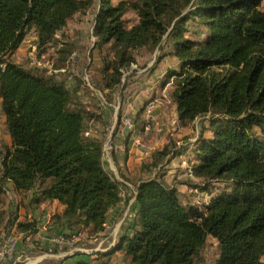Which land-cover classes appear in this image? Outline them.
<instances>
[{
    "label": "trees",
    "instance_id": "obj_1",
    "mask_svg": "<svg viewBox=\"0 0 264 264\" xmlns=\"http://www.w3.org/2000/svg\"><path fill=\"white\" fill-rule=\"evenodd\" d=\"M262 2L98 0L93 34L113 52L112 59L104 58V88L124 86V72L137 62L138 52H157L155 63L178 59L160 88L173 79L171 97L182 125L203 119L181 174H187L183 183L189 189L210 199L185 202L166 181V166L183 153L176 144L153 150L141 165L133 221L106 250L94 252L101 260L95 264H105L118 251L124 252L123 264H198L210 237L218 242L214 264H264ZM92 5L93 0H0V98L11 136L0 185L11 183L30 196L27 208L47 200L64 205L48 227L70 239L86 229L93 235L105 232L124 185L106 169L105 139L89 133L93 114L75 98L68 76L41 73L13 55L32 30L44 49L75 14ZM130 11L138 16L132 25L125 17ZM144 109L128 136L144 132ZM19 216L0 210V247L15 237L14 229L23 240L39 232L37 218Z\"/></svg>",
    "mask_w": 264,
    "mask_h": 264
},
{
    "label": "rangeland",
    "instance_id": "obj_2",
    "mask_svg": "<svg viewBox=\"0 0 264 264\" xmlns=\"http://www.w3.org/2000/svg\"><path fill=\"white\" fill-rule=\"evenodd\" d=\"M97 5L98 0H93V5L86 12L75 14L68 24L58 32L54 41L44 49L38 47L37 35L34 30L30 31L20 48L15 52L13 59L28 68L36 69L47 75L53 73H61V77L64 74L67 75L70 88L77 89L75 98L93 114V117L88 121L89 133L104 137L105 143L114 136L113 131L116 127L122 129V131L124 130L122 117H119L120 110L123 111V114L131 112L137 113L143 105L154 101L155 104L153 107L158 105L154 112L157 122L155 123L156 125L154 124L156 126L155 128H163V132L165 131L171 139L170 143L176 144L177 149L183 152L181 155L175 157L166 168V181L170 185L178 188L180 196L185 202H193L196 198V190L188 189L187 185L183 183L186 178L181 174V171L190 162L188 155L191 147L189 143L192 141L189 137H196V134L200 131V121L203 119H199L196 123L188 126L178 125L176 122L175 105L171 97L173 79L167 85L166 96L160 88L164 74L168 69L178 66V59L175 57H166L160 63H155L157 52L154 54H150L147 51L138 52L137 62L132 65L130 71L124 72V86H119L113 91L104 88L101 70L104 58L112 59L113 52L109 45L100 46L98 44V37L93 34V20ZM261 8L264 9V0ZM125 17L129 25L136 23L138 20L137 14L133 11L128 12ZM62 64H64L63 67L61 66ZM151 138L153 136L143 138V141L147 144L151 141ZM133 146L138 150L132 153L134 155L133 161H135L133 162L134 172L131 176H128L129 179L127 180L131 185L135 186L138 178H142L143 176L142 172H140L141 165L151 152L145 151L137 143ZM183 155L186 157L183 158ZM106 158L107 160L111 159L114 161L111 152H108ZM107 166V163H105V167ZM175 174L176 176H174ZM127 187L123 186L125 197L130 192L126 190ZM129 195V198H131L132 192ZM207 198L208 200L210 199L208 195ZM23 207V213L26 217H28L29 212L34 210V208L30 207V204L28 208L26 205H23ZM48 207L45 206V208L38 209L37 218L42 217L45 209ZM58 211V207H51L48 213L50 218L52 219L54 212L56 213ZM48 223L41 224V227H48ZM62 231H59L58 236H56L65 241L61 248L57 245L55 246L57 248L56 252H60L59 257L55 258L58 261L81 253V249L90 250L91 248H96L100 242V235H93L87 229L81 231L78 237H81L82 233L84 236L76 242H71L72 238H68L66 236L67 234H63ZM22 235V233H16L19 241L16 245L19 244V254L21 256L17 263H26L28 256H35L33 252L35 249L27 250L29 241L23 240V238L21 239ZM68 240L71 243H68ZM68 252L73 253L66 255ZM218 253V242L215 238L210 237L201 256L197 259L198 264H214ZM81 259H86L87 261L91 258L87 255ZM90 261L94 263L92 260Z\"/></svg>",
    "mask_w": 264,
    "mask_h": 264
},
{
    "label": "crops",
    "instance_id": "obj_3",
    "mask_svg": "<svg viewBox=\"0 0 264 264\" xmlns=\"http://www.w3.org/2000/svg\"><path fill=\"white\" fill-rule=\"evenodd\" d=\"M13 58H14V55H13ZM161 91H163V89H161ZM1 104H2V100L0 98V132H1L0 133V167L2 164V160H3L4 154H5L6 147L11 146V136L6 129V116L2 111V105ZM157 106L155 105V107H153V113H152L153 114V121H151L153 126L155 123H157L156 117L154 115V112L156 111ZM143 107L146 108V104L143 105ZM137 113L131 112V113H125V114H129V115L133 116V118L135 120V118H137ZM125 114H122L121 117ZM143 116H144V119L146 120L145 109L143 112ZM146 122H147V120H146ZM176 122L178 123V125H182L180 123V121L178 120L177 113H176ZM155 127L156 126H154V129H152L153 131L154 130L155 131L154 132L152 131L151 134H149L148 136L144 135V132L141 135L128 136L127 130L124 129L122 131V129H119L118 127H116L115 130L113 131L114 136L111 135L112 138L110 140L108 139V142L104 144V151H105L104 160H105V163H107V165H108L106 167V169L109 172H111L119 181H121L123 183L124 187L128 186L126 188V190L132 192V197L129 198L130 192L128 193V195L126 197H125V194L123 192V196H122L123 198H122V201L120 202V204H118L117 206H115L114 208H112L110 210L108 222L106 225V230H105V232L100 233V242L98 244V247L91 248L90 250L89 249H81L82 250L81 253L75 254L72 257H67L64 260L65 264L73 263L77 260H86V259H81V258L84 256H87V255H89L91 258L90 260H92L94 262L92 264L100 263L101 260L98 259V255L95 254L94 252L106 250L107 249L106 246L112 245L120 237V235H122V233L125 232L128 225L133 221L134 211L131 209V207H132V204L135 202L136 185L139 182L140 178H138V180L136 181L135 186L131 185L127 179H129L128 176H131L134 172V169H133L134 163L133 162H135V161H133L134 155L132 153H134L138 150V149H136L135 146H133L134 144L137 143L135 140V137L138 136L140 138H146V137L149 138V137L153 136V138L150 139L151 141L149 143H147V145H149V148H143L145 151H149L151 153L155 149L163 148L171 140L170 137L165 133V131L163 132V130H164L163 128H161L160 131H158L157 130L158 127L157 128H155ZM189 139L193 142L195 140V137L194 138L189 137ZM191 145L192 144L190 142L189 146L192 147ZM191 149L192 148H190V150ZM108 152H111V154H113L114 161H112L111 159L107 160L106 156L108 155ZM191 154H192V151H190L189 155H188L189 161L191 158ZM182 157L185 158L186 156L183 155ZM140 164H141V161H140ZM168 166H166V168ZM188 166L189 165L187 164L183 168L185 169ZM170 167H171V165H170ZM184 169H182V171ZM182 175L184 176V178H186V179L188 178L187 174H182ZM144 176H147V175H144ZM174 176H176V174ZM29 199H30V196L25 195L24 193L22 194V193L16 192L11 183H6L2 187L0 185V210L4 211L6 213V215H10L12 212L17 211L20 214L19 220H27V219L31 218L32 216L37 218L38 209L45 208V206H49L47 209H45L43 216L42 217L40 216V218H37V219H40L39 220V223H40L39 232L34 237L30 236V237L26 238V240L29 241V244L27 246V250L35 249L33 251L35 256H33V255L31 257L28 256L26 263H17V261H19L20 257H21L19 254L20 247L18 244L14 257L12 259L0 258V264H56L58 262V260H55V258L59 257L60 252H56L57 248L55 247L56 244L54 242V238L56 236H58L57 234L59 233V230L49 229V227H46V226L41 227V224H45L46 222L50 223L51 218H50V215L48 213L50 212L51 207H58V209H59L58 212H62L64 209V205L60 204L57 200L44 201L43 203L40 204V206H38V207L33 206L32 207V208H34V210L32 212H29V214H28L29 218H28V217L24 216L23 205L28 203ZM11 235L15 236V238L18 237V236H16L15 229L12 231ZM78 236H80V234ZM78 236L76 238V241L81 239L82 236H84V235L82 233L81 237H78ZM21 239H22V237H21ZM67 242L71 243L69 240ZM17 243H19L18 239H17ZM68 245H70V244H68ZM24 249H26V248L24 247ZM72 253L73 252H68L66 255H70ZM90 260H87V261H90ZM124 260H125L124 259V252L118 251L109 260L104 259V261H105L104 263L105 264H123ZM11 261H13V262H11Z\"/></svg>",
    "mask_w": 264,
    "mask_h": 264
},
{
    "label": "built area",
    "instance_id": "obj_4",
    "mask_svg": "<svg viewBox=\"0 0 264 264\" xmlns=\"http://www.w3.org/2000/svg\"><path fill=\"white\" fill-rule=\"evenodd\" d=\"M167 86L163 89V94L166 96L167 95ZM155 102L154 101H150L146 104V108H145V118L147 120L145 129H144V135L148 136L151 131H152V123L151 121H153V106H154ZM122 120H123V125H124V129L129 131H133L135 129V123H134V118L133 116L129 115V114H125L122 116ZM161 127H158L157 130L160 131ZM136 142L138 143V145H140L143 148H149V145L145 144V142L142 140V138L136 136L135 137ZM196 192V198H195V202L198 204H201L202 202H205L208 200L207 195L209 196V194L207 193H201L198 190L195 191ZM206 198V199H205ZM77 236H75L74 238L71 239V242H75L76 241ZM54 242L55 244L61 248L65 241L64 239L60 238V237H55L54 238ZM17 238L15 237H7L4 241V243L1 245L0 247V258H4V259H12L16 253L17 250ZM65 264V263H62Z\"/></svg>",
    "mask_w": 264,
    "mask_h": 264
}]
</instances>
